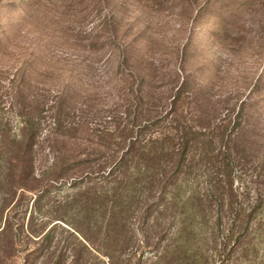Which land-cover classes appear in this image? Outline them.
Instances as JSON below:
<instances>
[{"label":"trees","instance_id":"1","mask_svg":"<svg viewBox=\"0 0 264 264\" xmlns=\"http://www.w3.org/2000/svg\"><path fill=\"white\" fill-rule=\"evenodd\" d=\"M188 87L173 92L165 117L141 110L139 90L125 124L107 133L74 122L68 88L47 111L53 161L41 176L37 149L46 103L41 122L25 89L16 87L18 130L11 133L0 119V261L36 242V250H23L25 264H264V193L241 192L235 180L243 110L233 124L195 125L187 116ZM81 141L97 147L81 148ZM62 180L71 181L70 192L53 202L50 182ZM28 193L37 196L36 206L52 203L41 230L33 216L16 225L6 214ZM58 230L67 234L62 246Z\"/></svg>","mask_w":264,"mask_h":264},{"label":"rangeland","instance_id":"2","mask_svg":"<svg viewBox=\"0 0 264 264\" xmlns=\"http://www.w3.org/2000/svg\"><path fill=\"white\" fill-rule=\"evenodd\" d=\"M95 39L105 47L94 48ZM183 83L189 85L187 116L195 125L233 124L243 110L236 186L251 196L264 193V0H0V119L11 133L18 130L16 87L25 89L41 122L46 103L38 176L53 161V142L45 138L53 127L47 111L68 88L74 91V122L107 133L125 124L139 90L145 98L141 110L165 117ZM81 142V148L97 147ZM51 183L53 202L70 192L71 181ZM25 196L6 214L16 225L25 214V224L33 216L41 230L52 203L36 206L34 193ZM57 232L61 246L68 243L67 234ZM25 247L32 252L40 246L25 242L16 257L0 264H25Z\"/></svg>","mask_w":264,"mask_h":264}]
</instances>
